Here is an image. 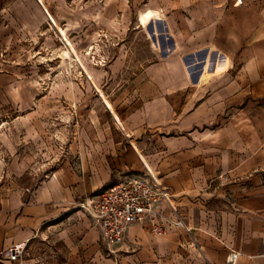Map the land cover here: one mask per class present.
<instances>
[{"label": "rangeland", "instance_id": "1", "mask_svg": "<svg viewBox=\"0 0 264 264\" xmlns=\"http://www.w3.org/2000/svg\"><path fill=\"white\" fill-rule=\"evenodd\" d=\"M64 1L62 15L56 17L48 10L50 16L43 7H46L45 0L43 5L39 0H0L2 238L21 233L14 224L20 200L26 203L34 190L58 168L68 167L75 173L86 172L100 179L110 175L109 183L121 171L141 169L139 156L150 164L169 160L179 150L178 140H184L180 138L179 128L184 129L181 130L184 136L188 128L167 123L164 127L160 122H186L189 108L193 106L190 99L195 96L191 91L196 88L203 93L204 84L211 76L208 66L211 61H206L204 52L192 57L182 54V45L187 47V42L182 41L180 28L188 22L192 0H183L178 7L166 4L163 7L162 0H153V9L159 11L162 21L156 24L152 18L148 30L142 32L135 27L139 26V13L150 8L146 6L147 0L136 3L128 0V5L126 0ZM59 28L78 58L74 52L69 57L62 56L69 44ZM181 60L183 69L189 65V69L196 72L190 83L168 94L164 89L174 80L160 76L165 72L173 74ZM232 66L231 71L236 70L237 65ZM202 71L204 77L197 80L196 76ZM249 92L246 103L255 98L263 116L264 95L254 97ZM111 110L119 117L121 125L115 121ZM232 112L236 110L230 108V114ZM222 117L231 119L232 115L225 110ZM246 123L255 133L264 135V122ZM198 131L204 133L205 129L198 127ZM169 139L173 142L170 149ZM204 141L196 139L201 168L207 167L211 156L205 152ZM217 157H212L213 164L218 161ZM263 169L264 160L259 166V170ZM173 170L174 167H170L167 171ZM237 178L222 174L218 178L205 177L203 183L210 192L214 191V196L210 194L203 199L200 213L206 208L216 210L212 228L201 225L194 247L177 250L173 242L174 249L157 255L156 264H224L219 210L226 208L228 192L221 189ZM77 205L78 202L69 206L65 224L59 230L42 225L34 237H25V251L19 260L9 262L4 255L7 247H2L0 264L68 262L73 253H80V248L76 251L80 240L61 238V231L73 235L94 231L97 243L98 230L93 220ZM185 209L188 212L187 206ZM99 245L103 250L101 243ZM230 251L225 250L227 254Z\"/></svg>", "mask_w": 264, "mask_h": 264}, {"label": "crops", "instance_id": "2", "mask_svg": "<svg viewBox=\"0 0 264 264\" xmlns=\"http://www.w3.org/2000/svg\"><path fill=\"white\" fill-rule=\"evenodd\" d=\"M147 1L146 6L150 8L146 11L158 13L153 9V0ZM128 2L126 0L125 4L128 5ZM183 2L162 0V5L178 7ZM45 4L56 17L62 15L64 0H45ZM188 11V22L180 28V37L187 42V47L182 45V54L192 57L204 52L206 61L210 59L211 64L226 59V67L219 73L210 71L211 76L204 84L203 93L196 88L191 91L195 96L190 99L193 106L189 108L186 122H160L164 127L167 123L172 127L188 128L186 136L181 131L184 129L179 128L180 138H184L178 140L179 150L169 160L156 164L145 162L139 156L141 169L129 171L142 172L146 165L171 193L189 231L172 229L163 237H154L147 226L135 224L128 229L124 243L118 250L109 254L100 241L99 232L97 244L94 231H80L73 235L60 230L61 238L77 237L80 240L76 247V251L80 248V253H73L68 262L62 264H156L157 255H165L174 249L173 242L177 250L194 247L201 225L212 228L216 216V210L207 208L203 214L202 211L200 213L203 199L209 198L210 194L214 196V191L210 192L203 180L208 176L218 178L220 174L238 177L236 182L228 183L221 189L228 192L225 196L228 197V204L219 210V240L224 248V256L233 250L240 253L236 264H264V169L259 170L264 160V135L258 131L255 133L252 126L244 124L264 122V113L262 116L255 98L246 103L248 90L254 97L264 95V0H243L242 5H235L233 0H192ZM149 24L144 27L139 23L135 29L146 31ZM182 62H179V69L173 74L165 72L160 76L174 80L167 87L169 90L166 88L164 92L174 94L194 77L196 70L191 71L189 65L184 66V70ZM233 63L237 66L236 70L231 71ZM203 77V71L196 76L197 80ZM230 108L236 113L230 114ZM225 110L232 115L231 119L222 117ZM198 127H204L205 132L200 133ZM200 138L205 139L207 144L205 152L211 154L206 168L199 167L200 148L196 145V139ZM172 143L169 139V149ZM215 155L218 161L213 164L212 157ZM231 157L234 160L229 161ZM170 167H174L171 173L167 171ZM86 174L75 173L68 167L58 168L42 186L34 190L26 203L20 200L19 214L15 215L14 224L21 233L3 238L0 236V249L23 242L25 237H34L42 225L56 231L65 224L64 216L70 211L69 206L106 185L110 179V175L100 179Z\"/></svg>", "mask_w": 264, "mask_h": 264}, {"label": "built area", "instance_id": "3", "mask_svg": "<svg viewBox=\"0 0 264 264\" xmlns=\"http://www.w3.org/2000/svg\"><path fill=\"white\" fill-rule=\"evenodd\" d=\"M242 5L243 0H233ZM145 165V164H144ZM77 207L89 216L100 241L109 254H114L124 243L130 226H147L153 236L163 237L172 229L188 232L182 211L174 204L166 186L145 165L142 172L124 171L106 185L84 197ZM26 244L14 243L4 255L9 262L19 260ZM239 252L230 251L225 264H236Z\"/></svg>", "mask_w": 264, "mask_h": 264}, {"label": "bare ground", "instance_id": "4", "mask_svg": "<svg viewBox=\"0 0 264 264\" xmlns=\"http://www.w3.org/2000/svg\"><path fill=\"white\" fill-rule=\"evenodd\" d=\"M39 1L43 5V0H39ZM43 7L46 9V11L48 12V14L51 16V14L48 11V9L45 6H43ZM152 18H154V21L155 22H161L162 21L161 15L158 14L157 12L152 11V10H147V11H143V12H140L139 13V23L142 26H144V27H146L150 23V21L152 20ZM59 30L61 31V33L63 34V36H65V38H66V35H65L64 31L62 29H60V28H59ZM66 40L68 41L67 38H66ZM68 44H69V47H68L67 50H65V51L62 52V56L63 57H69L70 56V53H72V52H74V54L77 56V54L75 53V51L73 49V46H72L71 42L68 41ZM77 58H78V56H77ZM223 61L224 62H218V63H214V64H209L208 66L210 68V71L213 72V73H219L221 70H224V68L226 67L227 60L224 59ZM91 79L93 80L92 77H91ZM99 92L102 95V92L101 91H99ZM104 102L108 106V108L111 109V105L109 104V102H107L106 100H104ZM112 114H113V117H114L115 121H117V123L119 125H121V122H120L119 117L113 111H112ZM142 159L145 162H147L144 159V157H142Z\"/></svg>", "mask_w": 264, "mask_h": 264}]
</instances>
